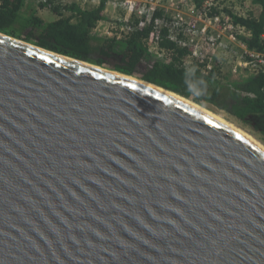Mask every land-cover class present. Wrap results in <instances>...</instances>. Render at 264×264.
<instances>
[{"label": "water", "instance_id": "water-1", "mask_svg": "<svg viewBox=\"0 0 264 264\" xmlns=\"http://www.w3.org/2000/svg\"><path fill=\"white\" fill-rule=\"evenodd\" d=\"M123 76L0 33V264H264V151Z\"/></svg>", "mask_w": 264, "mask_h": 264}, {"label": "trees", "instance_id": "trees-1", "mask_svg": "<svg viewBox=\"0 0 264 264\" xmlns=\"http://www.w3.org/2000/svg\"><path fill=\"white\" fill-rule=\"evenodd\" d=\"M252 2L261 7L259 16L236 23L249 30L247 45L260 49L264 0ZM23 7L24 0H0L1 34L176 94L232 120L264 142V72L234 81L222 73L217 62L207 68L208 62L191 58L188 49L169 38L167 27L156 26L157 20L168 22L163 13H155L149 22L132 20L128 31L116 40L94 31L102 20V7L81 12L74 5L47 0L38 8L49 11L48 20L40 18L35 8L28 14ZM151 44L164 53V60L154 56ZM197 82H202L201 94L194 95L189 86L195 87Z\"/></svg>", "mask_w": 264, "mask_h": 264}, {"label": "built area", "instance_id": "built-area-1", "mask_svg": "<svg viewBox=\"0 0 264 264\" xmlns=\"http://www.w3.org/2000/svg\"><path fill=\"white\" fill-rule=\"evenodd\" d=\"M47 0H33L44 4ZM65 6L74 5L81 12L102 7V20L94 31L120 40L132 20L149 22L157 12L168 22L157 20L156 26L167 27L169 38L190 52V57L217 62L229 80L241 81L264 72V32L260 49L250 48L245 40L249 30L238 20L257 18L261 7L252 0H54ZM144 26V23H141ZM153 54L164 60V53L151 44Z\"/></svg>", "mask_w": 264, "mask_h": 264}, {"label": "bare ground", "instance_id": "bare-ground-1", "mask_svg": "<svg viewBox=\"0 0 264 264\" xmlns=\"http://www.w3.org/2000/svg\"><path fill=\"white\" fill-rule=\"evenodd\" d=\"M110 72H112L114 74H117L119 76H122V75L118 74L117 72H113V71H110ZM123 77H125L126 79H128L130 81H133V82H135L137 84H141V85H144V86H146L148 88H151V89H153V90H155V91H157V92H159L161 94H164V95H166V96H168V97H170V98H172V99H174L176 101H180V102L184 103L185 105L190 106L191 108H193L194 110L198 111L199 113L205 115L206 117H208V118L214 120L215 122H217V123L229 128V129L233 130L234 132L240 134L241 136H243L244 138H246L247 140L252 142L254 145L259 147L262 151H264V147L261 144H259V142H257L254 138H252L248 134L244 133L238 127H236V126L224 121L221 117H219L216 114L208 111L207 109H204V108L200 107L199 105H196V104L192 103L189 100H184V99H182V98H180V97H178V96H176V95H174L172 93H169V92H167L165 90H162V89L156 88L155 86H152V85H149L147 83H144L143 81H139V80H137L135 78H132V77H127V76H123Z\"/></svg>", "mask_w": 264, "mask_h": 264}, {"label": "rangeland", "instance_id": "rangeland-1", "mask_svg": "<svg viewBox=\"0 0 264 264\" xmlns=\"http://www.w3.org/2000/svg\"><path fill=\"white\" fill-rule=\"evenodd\" d=\"M31 8H35L36 11H37V15L42 18V19H45V20H48L50 18V13L49 11L45 10V9H39L38 8V5L35 4L33 2V0H24V7H23V10L25 13H30L32 10ZM96 33L101 37V36H105V33H103L102 31H96ZM102 68V67H101ZM103 69H107V68H103ZM109 70V69H107ZM112 71V70H110ZM138 80V79H137ZM203 108V107H202ZM205 109V108H204ZM210 111V110H208ZM214 114H216L217 116L221 117L224 121L238 127L240 130H242L244 133L248 134L249 136H251L252 138H254L257 142H259V144H261L263 147H264V142L261 140L260 136L259 138L257 136H255L254 134H251L248 130H246L245 128H242L241 126L235 124L232 120H229L228 118L222 116V115H219L217 114L216 112H213V111H210Z\"/></svg>", "mask_w": 264, "mask_h": 264}, {"label": "clouds", "instance_id": "clouds-1", "mask_svg": "<svg viewBox=\"0 0 264 264\" xmlns=\"http://www.w3.org/2000/svg\"><path fill=\"white\" fill-rule=\"evenodd\" d=\"M194 71V70H193ZM202 84V82H197L196 86L194 87L193 85L190 84L189 86V90L194 94V95H199L201 94L200 92V85Z\"/></svg>", "mask_w": 264, "mask_h": 264}]
</instances>
